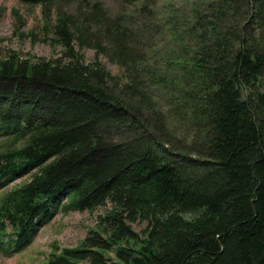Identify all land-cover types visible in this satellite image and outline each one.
I'll return each instance as SVG.
<instances>
[{"label": "trees", "instance_id": "1", "mask_svg": "<svg viewBox=\"0 0 264 264\" xmlns=\"http://www.w3.org/2000/svg\"><path fill=\"white\" fill-rule=\"evenodd\" d=\"M21 1L40 6L48 24L60 3L84 0ZM122 1L133 7L148 0ZM97 4L99 13H87L77 29L57 9L53 32L67 61L23 60L14 51L0 57V188L32 175L0 201L1 235L12 226L16 236L4 245L26 247L59 209L94 213L110 204L80 246L56 249L46 264H264V0H215L195 5L193 22L182 29L171 22L148 26L157 34L162 26L173 41H195V54L181 48L192 68L181 65L186 83L175 109L195 138L207 139L195 151L199 158L180 157L191 164L186 173L193 169L190 177L182 173L186 180L176 163L159 156L155 138L146 141L149 133L115 139L129 119L141 127L129 105L142 97L132 75L159 45L154 35L142 47L131 34V15L132 27ZM145 7L133 10L135 17L143 18ZM92 22L105 28L109 43L89 39ZM87 48L96 57L114 51L132 81L111 87L116 77L98 62L87 64L81 53ZM137 222L146 223L144 234Z\"/></svg>", "mask_w": 264, "mask_h": 264}, {"label": "rangeland", "instance_id": "2", "mask_svg": "<svg viewBox=\"0 0 264 264\" xmlns=\"http://www.w3.org/2000/svg\"><path fill=\"white\" fill-rule=\"evenodd\" d=\"M209 2L212 4L215 0H148L138 1L133 4V7L122 0H84L80 3L59 4L52 12V18L48 19V24H46L39 6L26 5L19 0H0V57H5L8 54L7 52L14 51V54L23 60L65 59L67 61L68 58L67 55L64 56L66 53L61 40L53 32L57 9L61 14H65V16L71 18V21L77 23L75 24L76 29L86 21L87 13L94 12L96 15L99 13V11L93 10L94 5L97 3L104 14L108 13L113 20L120 16L125 23L124 25L132 27L133 22L143 23L146 33L139 26L135 27L137 24L134 23L131 34L133 36L137 35L140 42L146 43L142 47L147 46L149 41L141 40L155 35L157 37H155L153 43H157L159 48L155 47L151 50L153 52L151 58L153 59L148 60V64L144 65L145 69L132 75L136 79V83L140 85V89L143 88L149 92L144 94L139 89L142 97L133 98V102H129L131 111H137L142 119V124L140 127L134 120L129 119L127 125L129 128L116 131L114 133L115 139L118 141H124L125 138L133 140L145 137V132L149 133L152 137L151 139L147 137L146 141L153 144L155 138L159 156L170 165L176 163L175 166H179L176 167V171L181 172L182 170L181 176L183 180H186L183 174L190 177L194 174L192 173L193 169L186 173L185 171L191 167V164L184 163L185 161L180 157L185 155L191 158H199L195 151L200 148L203 142L205 143L204 139H207V137L195 138V134L184 122V114L181 109L179 108V112L176 111L178 109H175V106L182 104V102H177V98L186 83V77L180 71L181 65L186 66L187 69L192 68L191 62H184L183 59L188 57L183 54L193 52L195 54V41L185 42L184 39H174L173 41L170 31H165L162 26L159 27L158 34L157 31H152L148 26L151 27V23L155 25L157 22L165 26L166 22H171L174 23L177 29H182L186 25L184 24L185 20L193 22L190 14L192 8L196 5L198 10L205 7ZM143 5H146L144 9L146 11L145 16L143 18L135 17L133 10H138ZM245 9L247 11V7ZM152 13L157 16V19H147ZM130 15L133 20L132 23L129 18ZM247 23L245 22L244 25L246 26ZM70 25L73 26V23ZM88 28L90 31L89 39L101 38L104 43H109L110 37L108 39L106 32H104L105 28L96 26L94 22ZM72 29L74 28L72 27ZM75 45L76 50L79 51L76 41ZM181 48L185 53L182 52L183 54H181ZM81 53L84 55L87 64L98 62L111 76L116 77L115 83L113 82L111 87L118 85V83L124 85V82L128 79L130 82L132 81L127 66H124L123 62H119V56L114 51L106 57L102 54L96 57V51L89 48L84 49ZM191 57L194 58L193 55ZM157 64L159 65L157 66ZM158 68L161 69L165 83L158 82L160 73L157 72ZM149 70H152L153 73L148 72ZM192 74V72L189 73L187 79L192 77ZM121 90L124 91L125 89L121 86ZM128 93L130 94V92ZM161 114L164 115V118ZM159 137L161 140L158 139ZM31 177L32 175L25 176L15 182L8 183L0 191V198L6 192L26 184ZM191 180H193V177H191ZM108 208H111L110 204L94 213L70 212L68 214H57L44 227L43 225L40 226L35 241L26 251L10 256L0 254V264H46L50 254L54 253L56 249L80 246L92 230L98 229L99 215ZM133 226L137 232L144 234L146 223L137 222ZM107 255L114 256L113 253H107ZM76 264L88 263L79 262Z\"/></svg>", "mask_w": 264, "mask_h": 264}, {"label": "bare ground", "instance_id": "3", "mask_svg": "<svg viewBox=\"0 0 264 264\" xmlns=\"http://www.w3.org/2000/svg\"><path fill=\"white\" fill-rule=\"evenodd\" d=\"M186 22V21H185ZM168 23V22H167ZM170 25V24H169ZM174 26V25H173ZM188 27V26H187ZM191 28V27H189ZM191 30V29H190ZM185 31V30H184ZM93 33V32H92ZM175 37V36H174ZM8 53V52H7ZM173 68V67H172ZM170 77V76H169ZM166 79V78H165ZM175 80V79H174ZM165 83V82H164ZM167 83V82H166ZM11 85V84H10ZM165 92V91H164ZM170 129V128H169ZM73 208V207H72ZM65 209V208H64ZM68 209V208H67ZM107 211V210H106ZM88 212V211H87ZM38 227V226H37Z\"/></svg>", "mask_w": 264, "mask_h": 264}]
</instances>
